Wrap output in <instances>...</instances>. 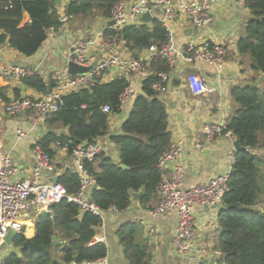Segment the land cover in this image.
Here are the masks:
<instances>
[{
    "label": "trees",
    "instance_id": "1",
    "mask_svg": "<svg viewBox=\"0 0 264 264\" xmlns=\"http://www.w3.org/2000/svg\"><path fill=\"white\" fill-rule=\"evenodd\" d=\"M115 1L71 0L65 15L68 18L91 15L109 18ZM245 6L251 10L255 20L248 22L245 34L238 41V50L251 57L254 70L264 73V22L261 21L264 0H246ZM25 13L31 20L23 25ZM62 23L55 0H0V43H8L10 48L26 56L34 55L41 48L47 39L48 29H57ZM106 33L108 37L123 40L134 53L151 44H161L168 37L165 25L159 20L118 31L107 29ZM149 69L152 74L144 79L142 92L135 97L121 133L111 135L120 160L113 161L102 155L98 171L93 162L86 163L98 181L91 198L103 211L112 207L119 211L127 209L135 192H143L140 198L143 203L151 202L159 195L164 172L158 164L171 145L172 135L167 105L153 85L160 80L158 73H170V68L165 60L155 57ZM22 82L45 93L51 92L56 85L55 80L46 81L39 72L24 77ZM129 83L124 77L115 78L64 95L63 105L46 123L51 128L59 124L68 132L49 129L38 143L54 156L55 146L64 147L72 154L82 142L97 141L110 128L109 115L103 111V106L108 104L113 114L119 113L122 109L120 96ZM1 96L4 101H9L8 97ZM231 97L236 107L228 121V130L240 140L244 149L235 152L229 191L219 212L222 229L219 249L224 255L223 264H264V213L254 208L264 181V156L254 152L263 144L264 90L257 85H236L231 90ZM122 164L128 168H123ZM58 181L70 192L79 190L78 176L68 170L59 176ZM32 220L36 225L32 241L42 248L24 249L25 231L17 233L14 245L20 247V253L10 254L3 264H96L108 253L105 243H92L103 218L82 211L75 203L62 200L53 204L49 212L35 215ZM33 222H26L28 236L33 235ZM138 231L133 222L120 226L118 235L125 257L130 264H152L149 245L138 241ZM55 236L68 242L54 245Z\"/></svg>",
    "mask_w": 264,
    "mask_h": 264
},
{
    "label": "crops",
    "instance_id": "2",
    "mask_svg": "<svg viewBox=\"0 0 264 264\" xmlns=\"http://www.w3.org/2000/svg\"><path fill=\"white\" fill-rule=\"evenodd\" d=\"M70 1L60 0L59 4L56 2L62 20L66 17L65 10ZM211 14L212 21L202 27H197L187 17L166 20V23L169 22L167 25L174 33L176 47L181 52L188 42H200L206 39L222 42L227 48L226 68L221 75H217L215 70L205 62L198 61L187 64L181 60L176 69L170 70L171 79L167 82L166 89L160 92V97L167 105L172 141L176 139L185 141L180 161L185 167L184 186L186 188L206 183L216 175L232 172L236 152L235 136L230 133L208 140L203 129L207 123L230 120L236 107L231 97L232 88L236 85H257L264 90V73L254 70L251 67V57L241 54L238 50V41L245 34L248 22L254 17L251 10L232 0H216L211 6ZM156 19H163V15L155 9L153 20L150 23ZM30 20L29 14L25 13L22 24L24 25ZM108 22L109 18L100 15H91L82 19L79 17L67 18L63 20L61 26L47 36L41 48L32 56H26L18 50L10 48L8 43H0V64L20 67L13 63L16 61L26 62L31 65L27 68L37 69L46 81L55 80L66 68L69 51L77 40L95 38L97 33L108 25ZM100 49L103 50L102 44L99 42L91 45V50L96 53ZM188 72H196L203 76L213 91L199 96L193 95L184 80ZM115 73L116 71L107 72L105 81L112 80ZM129 80L134 85L137 94L141 93L142 80L137 76H133ZM0 93V151L13 156L17 166L15 179H24L31 173L32 143L31 140L17 143L15 131L19 126L26 127L27 124L24 118L15 119L5 113L4 104L6 101L1 95L3 94L10 100L12 97L24 95L41 97L47 93L25 86L22 81L4 77L0 78ZM17 93L19 94L17 95ZM134 100L125 104L119 113L111 116L109 132L97 139L103 148L99 157L93 162L97 171L100 170L102 155L112 158L113 161L120 160L118 148L112 142L111 135L121 133L122 125L130 115ZM44 124L43 128L35 129L32 135L41 137L48 129H52L47 126L46 122ZM55 126L57 128L54 130L58 132H68L66 127L59 124ZM262 141L261 147L255 149L254 152L264 156V152L261 153L264 147V136H262ZM54 149L53 157L59 167L67 169L73 165V158L66 148L55 146ZM172 166L173 164L169 163L167 169H171ZM260 197L264 198V181L261 182ZM159 200L160 195L148 203H143L141 199L133 197L129 207L120 211L118 215H115L110 209L105 212L103 224L98 228L94 239L96 243L107 245L106 256L110 260V264H130L125 257L124 248L118 235L120 226L128 222L136 223L138 226V241L149 245L152 264H223L224 255L219 249V235L222 232L219 212L222 206L217 210L209 207H196V245L199 249L208 252L211 258L208 259L204 256L192 261L177 255L173 246V236L178 220L177 213L169 211L156 217L150 215V210L158 204ZM49 211L42 210V208L30 211V216L25 219L26 237L35 235L36 225L32 220L33 216ZM28 220L34 224V232L31 236L26 233ZM55 237L61 243L68 242L59 236ZM210 259L213 262L209 261Z\"/></svg>",
    "mask_w": 264,
    "mask_h": 264
},
{
    "label": "built area",
    "instance_id": "3",
    "mask_svg": "<svg viewBox=\"0 0 264 264\" xmlns=\"http://www.w3.org/2000/svg\"><path fill=\"white\" fill-rule=\"evenodd\" d=\"M215 1L116 0L111 9L108 25L104 26L95 38L88 40L82 38L73 45L69 51L67 66L55 78L56 85L51 92L41 97L26 95L12 97L5 102L4 111L8 116L15 119L24 118L27 126H19L15 131V138L17 143L31 140L33 158L30 176L15 179L17 166L13 156L0 151V245L5 243L10 229L15 230L16 233L24 232L23 221L30 216L32 209L42 208L49 211L53 204L62 200L75 203L82 211H89L104 219L106 211H103L91 198L92 190L98 184L97 177L86 165L87 162H94L97 159L103 150L102 145L97 141L82 142L71 154L73 165L65 169L59 167L55 158L38 143L42 136L35 137L32 132L40 127L43 128L47 119L59 110L64 95L91 88L97 83H105L107 72L116 71L113 79L124 77L129 80L137 76L143 83L144 79L152 74L149 66L155 57L165 60L170 70L176 69L181 60L187 64L202 61L210 65L217 75H221L225 71L227 60V48L224 43L208 39L200 42L190 41L181 52L176 47L172 29L166 23L168 19L187 17L197 27H202L212 21L211 6ZM232 1L238 5H245L246 0ZM155 9L163 15V19L156 20L161 21L168 31L167 40L163 43L151 44L146 49L134 53L123 40L107 36V29L118 31L127 26L143 24L141 17L147 12L153 16ZM110 21L114 22L113 25H109ZM54 30L55 28L48 29L47 34L51 35ZM97 42L102 44L103 49L102 51L100 49L98 53L91 50V45ZM70 62L90 67V69L87 72L72 75L68 71ZM36 72L38 70L34 68L0 64V78L22 81L24 77ZM158 77L160 80L153 85V88L160 93L166 89L165 86L171 77L169 72H159ZM184 80L189 91L195 96L213 91L203 76L196 72H188ZM137 95L130 81L120 96L121 108ZM103 111L109 115V119L113 115L112 108L108 104L103 106ZM203 129L208 140H213L219 135L230 134L228 122L224 121L207 123ZM184 147L185 141L176 139L162 154L158 164L164 172L158 189L160 200L150 210V215L156 217L169 211L176 212L178 220L173 236V246L177 255L192 261L204 256L209 259L211 257L208 252L199 249L196 245L195 209L209 207L217 210L223 205L224 197L229 191L231 172L216 175L206 183L186 188L184 186L185 167L180 161ZM169 163L173 166L168 170ZM67 170L78 176L80 187L77 192H70L63 183L53 180L54 177L59 179V176ZM254 208L264 213V202H257ZM110 210L115 215L120 213L116 207ZM92 243H96L94 238ZM209 261L213 262L212 259ZM96 264H110V260L105 256Z\"/></svg>",
    "mask_w": 264,
    "mask_h": 264
},
{
    "label": "water",
    "instance_id": "4",
    "mask_svg": "<svg viewBox=\"0 0 264 264\" xmlns=\"http://www.w3.org/2000/svg\"><path fill=\"white\" fill-rule=\"evenodd\" d=\"M55 1L58 4L60 3V0H55ZM152 20H153V16H152V14L150 12L145 13L141 17V21L144 22V23H150ZM250 20L251 21L252 20H255V17H252ZM261 21L264 22V16L262 17ZM113 23H114L113 21H110L109 25H113ZM13 64L14 65H19L20 67H25V68L27 66H30L31 67V65L27 64L26 62H21V61H16ZM89 69H90V67H83V66H80V65H78V64H76L74 62H70L69 63V69H68V71H69L70 74L75 75V74H78V73L87 72V71H89ZM234 146H235V149L236 150L244 149V146L241 144V142H240L239 139H236V141L234 143ZM122 167L125 168V169L128 168L127 165H125V164H122ZM53 180L55 182L58 181V177H54ZM142 195H143V192L142 191L141 192H138V193L137 192L133 193V197L135 199H140ZM238 207H240V206H238ZM16 235H17L16 231L13 230V229H10L8 231V234H7L6 238H5V244L10 245V246L13 245L14 244V239H15ZM59 243H61V241H59L57 239V237H55L54 245H57ZM22 247L24 249H41L42 248V247L36 245L32 241V237H27V240L22 244ZM92 264H95V263H92Z\"/></svg>",
    "mask_w": 264,
    "mask_h": 264
},
{
    "label": "rangeland",
    "instance_id": "5",
    "mask_svg": "<svg viewBox=\"0 0 264 264\" xmlns=\"http://www.w3.org/2000/svg\"><path fill=\"white\" fill-rule=\"evenodd\" d=\"M79 18H85L83 16H80ZM47 126L50 128L51 126H49L47 124ZM57 128L55 125L52 126V129ZM49 130V129H48ZM258 202H264V198L260 197V200ZM34 210V209H32ZM36 210V209H35ZM25 223V220L23 221ZM24 231H25V226H24ZM17 252L20 253V247H16L14 244L13 245H7L5 243L0 245V264H3V261L6 257H8L10 254Z\"/></svg>",
    "mask_w": 264,
    "mask_h": 264
},
{
    "label": "bare ground",
    "instance_id": "6",
    "mask_svg": "<svg viewBox=\"0 0 264 264\" xmlns=\"http://www.w3.org/2000/svg\"><path fill=\"white\" fill-rule=\"evenodd\" d=\"M241 6H242V5H241ZM156 15H157V14H156ZM156 15H155V16H156ZM157 17H158V16H157ZM167 23H169V22H167ZM205 64H206V63H205ZM63 97H64V96H63ZM62 105H63V104H62ZM98 157H99V156H98ZM110 212H111V211H110Z\"/></svg>",
    "mask_w": 264,
    "mask_h": 264
}]
</instances>
